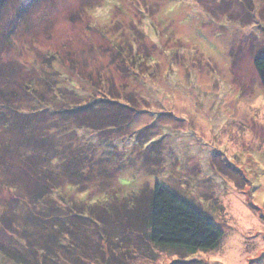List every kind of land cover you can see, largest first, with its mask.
I'll use <instances>...</instances> for the list:
<instances>
[{
    "label": "rangeland",
    "instance_id": "374dc122",
    "mask_svg": "<svg viewBox=\"0 0 264 264\" xmlns=\"http://www.w3.org/2000/svg\"><path fill=\"white\" fill-rule=\"evenodd\" d=\"M6 3L0 10L4 13L0 88L8 90L1 101L10 103L13 92L21 94L19 81L29 79L31 66L42 61L51 63L50 77L56 79L57 72L65 81L79 85L82 100L99 97L112 86L137 85L133 95L142 100L135 124L142 138H153L151 158H162L154 170L146 164L136 167L134 160L142 149L126 143V132L108 129L113 122L105 119L110 114L101 108L79 112L88 125L77 132L72 129L80 121L66 114L65 131L56 140V157L63 162L73 158L71 151L77 158L58 184L76 182L78 188L72 193L82 202H91L102 192L123 189L118 178L133 172L139 178L134 183L137 189L152 183L154 176L163 179L168 172L175 177L172 188L190 193L189 198L223 231L214 250L192 259L206 264H264V90L253 64L256 54L264 52V0H254V4L251 0ZM132 56L137 63L129 62ZM21 64L27 68L23 73ZM9 67H15L11 79L7 78ZM99 122L100 129L94 128ZM178 163L184 164L182 174V169L178 174L169 169ZM16 166L8 163L5 170L0 169L1 178L8 176L9 181L19 183L16 189L0 184V251H22L25 256L28 248L18 241L25 240L28 246L31 231L37 236L48 227L40 226L37 232L23 225L27 212L48 218L56 201L26 209L23 195L14 190L35 191L38 183L32 181L28 187L26 175ZM87 167L92 170L87 172ZM120 197V203L125 201V196ZM106 244H100L105 252L100 264H116ZM175 254L140 247L131 256L120 257L122 264H171ZM5 258L0 253V264H15ZM96 263L85 260L84 264Z\"/></svg>",
    "mask_w": 264,
    "mask_h": 264
},
{
    "label": "trees",
    "instance_id": "16d2710c",
    "mask_svg": "<svg viewBox=\"0 0 264 264\" xmlns=\"http://www.w3.org/2000/svg\"><path fill=\"white\" fill-rule=\"evenodd\" d=\"M7 1L0 0V10ZM253 1L251 0L252 3ZM3 14L0 11V22ZM129 62L137 63V58L132 56ZM40 63L39 66H31L32 74L29 79L24 77L19 81L24 94L21 93V97V94L13 92L10 103L6 99L1 101V96L4 97L2 94L8 88H0V169L5 170L8 163L18 165L15 168L26 175L28 187L30 182L37 181L35 191H27L26 188L14 190L23 195V202L27 203L26 209H30V205L36 208L38 203L43 207L45 201H56V206L51 207L50 216L45 219L38 216L35 218L33 212H27L23 225H30L37 232L40 226L48 227L45 228V233L38 232L37 236L31 231L28 238L32 240L30 239L28 246L24 244L25 240L18 241V244L28 248L25 256L22 251H0L1 255L15 264H84L85 260L100 264L105 259V252L100 244L105 241L109 255L116 264H122L121 257H127L128 254L131 256L140 247L145 251L154 248L178 253L171 264H206L192 258L197 253L214 250L223 237V231L189 198L190 193L184 189H180L178 193L172 188L171 179L175 178L172 174L167 172L162 176L163 179L154 176L152 183L147 182L146 187L137 189L134 183L139 178L135 175L137 171L133 172L130 176L126 175V178H118V186L123 187L116 190L120 193L102 192L100 197L97 196L91 202H82V199L75 197L72 189L78 188L76 182L63 186L58 184L60 176L66 171H72L71 164L77 158V154L71 151L69 156L73 158L61 162L56 157V140L61 135L59 133L65 131L62 124L66 121V114L71 115L76 123L80 121L79 126L72 129L77 132L87 129L85 125H88L78 113L93 112L101 108L110 114L105 119L113 122H109L108 129L126 132V143L142 147L138 146L142 151L134 160L136 167L142 169L146 164L154 170L162 158L156 153L154 154L158 160L151 158L152 146L149 145L153 144V138H142L143 132L135 124L142 100L133 95V91L138 92L137 85L124 84L117 89L112 86L107 92L101 89L99 97L90 95L88 99L82 100L79 97V85L71 79L65 81V76L61 78V74L57 72L56 79L50 77L47 70H50L51 63ZM253 64L264 90V52L256 54ZM125 67L123 65L122 69ZM12 70L15 67H9V79L13 78ZM26 70L25 65L21 64L20 71L23 73ZM133 80L138 82L139 79ZM18 97L21 100H17ZM111 114L113 116L109 118ZM99 124L94 123V128H99L101 123ZM66 134H71V131ZM135 155L136 153L132 157ZM182 165L184 164L178 163V166L169 169L178 174ZM89 170L92 168L87 167V172ZM85 171H81V174ZM183 172V169L180 170L181 174ZM7 173L11 174L9 171ZM6 178L0 177L1 185L10 189L18 187L19 183L9 181L8 176ZM76 178L77 176L71 177L70 181ZM63 190H67V193ZM54 191L56 199L52 200L50 197L53 198ZM121 195L125 196V201L120 203Z\"/></svg>",
    "mask_w": 264,
    "mask_h": 264
}]
</instances>
